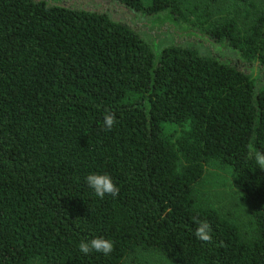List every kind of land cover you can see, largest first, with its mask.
<instances>
[{"label": "trees", "instance_id": "trees-1", "mask_svg": "<svg viewBox=\"0 0 264 264\" xmlns=\"http://www.w3.org/2000/svg\"><path fill=\"white\" fill-rule=\"evenodd\" d=\"M226 40L264 67V7L234 0H115ZM106 14L0 0V264H125L139 251L174 264H264V82L189 47L155 54ZM115 116L103 126L107 111ZM212 162L231 169L250 230L195 203ZM107 172L98 198L85 183ZM198 220L212 239L196 238ZM113 241L108 255L79 243Z\"/></svg>", "mask_w": 264, "mask_h": 264}, {"label": "water", "instance_id": "water-1", "mask_svg": "<svg viewBox=\"0 0 264 264\" xmlns=\"http://www.w3.org/2000/svg\"><path fill=\"white\" fill-rule=\"evenodd\" d=\"M45 2L47 7H58L69 10H79L90 13L106 14L115 23H126L133 28L138 26L137 34L148 44L155 54V65L162 48L168 46L181 47L191 39L203 40L207 48L214 49L215 53L227 55L234 63L243 64L245 61L238 50L233 49L226 40L216 41L206 32L200 31L177 20L169 8L167 11L153 16L144 17L127 8L115 0H34ZM172 32V34H169ZM181 41V42H180ZM183 41V42H182ZM224 52V53H223ZM199 56H202L199 54ZM212 57V56H210ZM220 61L219 59H216ZM230 61L225 64H230ZM221 63H224L220 61ZM234 66V65H233ZM250 70L253 73H264V67L252 62L242 67V71ZM251 72H247L251 75ZM258 86L256 82V87Z\"/></svg>", "mask_w": 264, "mask_h": 264}, {"label": "rangeland", "instance_id": "rangeland-1", "mask_svg": "<svg viewBox=\"0 0 264 264\" xmlns=\"http://www.w3.org/2000/svg\"><path fill=\"white\" fill-rule=\"evenodd\" d=\"M184 6L191 9L195 2L209 3L211 0H180ZM264 7V0H255ZM214 11L216 14L240 12L235 7L234 0H215ZM235 16H238L235 13ZM189 24V23H185ZM234 62V61H233ZM247 63L239 64L241 67ZM242 70V68H241ZM244 72H251L244 70ZM258 85L264 82V73L251 72ZM193 196L195 203L201 208H210L218 211L230 221L234 222L243 231L250 230L251 217L242 203L241 195L234 187V175L230 168L219 163L212 162L206 166L201 180L194 186ZM32 264H38L36 262ZM125 264H174L170 259L155 252L139 251L129 257Z\"/></svg>", "mask_w": 264, "mask_h": 264}, {"label": "clouds", "instance_id": "clouds-1", "mask_svg": "<svg viewBox=\"0 0 264 264\" xmlns=\"http://www.w3.org/2000/svg\"><path fill=\"white\" fill-rule=\"evenodd\" d=\"M115 123V116L109 110L105 113L103 117V126L111 130ZM260 165H264V158L259 160ZM85 183L94 192V194L103 199L106 195H111L113 197L117 196L119 193V187L113 181L112 176L107 172H90L85 177ZM197 226L194 230V235L201 241L208 242L212 239L211 227L204 220H198ZM113 241L109 238L103 236H93L90 239L82 240L79 243V252L88 256L93 253L102 254L108 256L113 251Z\"/></svg>", "mask_w": 264, "mask_h": 264}, {"label": "flooded vegetation", "instance_id": "flooded-vegetation-1", "mask_svg": "<svg viewBox=\"0 0 264 264\" xmlns=\"http://www.w3.org/2000/svg\"><path fill=\"white\" fill-rule=\"evenodd\" d=\"M169 34H172V32H169ZM192 40L189 39L187 41V44H182L181 47H189L193 50H195L198 54L204 56V57H210L214 58V59H219L220 61L227 63L229 62V57L227 55H221L220 53H215L214 49L207 48L204 44L203 40H194L193 42H191ZM181 42V41H180ZM183 42V41H182ZM224 53V52H223ZM229 66H238L240 67L239 63H234L233 60L230 61V64H228Z\"/></svg>", "mask_w": 264, "mask_h": 264}]
</instances>
